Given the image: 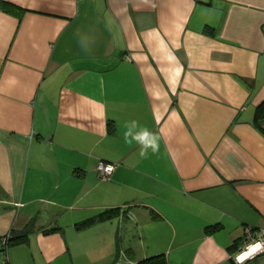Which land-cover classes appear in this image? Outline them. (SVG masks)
Returning <instances> with one entry per match:
<instances>
[{
  "label": "crops",
  "instance_id": "0c3cea01",
  "mask_svg": "<svg viewBox=\"0 0 264 264\" xmlns=\"http://www.w3.org/2000/svg\"><path fill=\"white\" fill-rule=\"evenodd\" d=\"M0 1V239L33 223L0 264H233L264 231V0Z\"/></svg>",
  "mask_w": 264,
  "mask_h": 264
},
{
  "label": "trees",
  "instance_id": "16d2710c",
  "mask_svg": "<svg viewBox=\"0 0 264 264\" xmlns=\"http://www.w3.org/2000/svg\"><path fill=\"white\" fill-rule=\"evenodd\" d=\"M0 9L3 10L5 13L12 14L17 17H20L23 14L22 10L12 5H9L7 3H4L2 1H0ZM253 124H254V127L262 135H264V102H261L256 107L255 112H254ZM117 213H118L117 211L105 212L103 214L96 216L93 219H90L88 221H85L81 224L76 225V229L77 230L86 229L97 223L110 220L111 218L115 217ZM32 227H33V223H30L22 232H19V233L12 232L10 233L8 237L0 239V245L3 248L2 252H6L9 247H15V246L27 244L29 240V235L32 232ZM207 230L208 232H210L212 230H215V228H207ZM51 232H54V231H49V232H46L45 234H49ZM242 241H243V238L240 241L234 242V244L230 248L231 256H233L242 246ZM137 264H167V261L164 258V256L159 255V256H155V257L143 260L141 262H138Z\"/></svg>",
  "mask_w": 264,
  "mask_h": 264
},
{
  "label": "built area",
  "instance_id": "2783aa9c",
  "mask_svg": "<svg viewBox=\"0 0 264 264\" xmlns=\"http://www.w3.org/2000/svg\"><path fill=\"white\" fill-rule=\"evenodd\" d=\"M115 169L116 166L111 164L99 163L96 166V172L102 181L109 180ZM259 257H264V231L246 228L242 246L230 260L233 264H247Z\"/></svg>",
  "mask_w": 264,
  "mask_h": 264
},
{
  "label": "clouds",
  "instance_id": "9594fccd",
  "mask_svg": "<svg viewBox=\"0 0 264 264\" xmlns=\"http://www.w3.org/2000/svg\"><path fill=\"white\" fill-rule=\"evenodd\" d=\"M136 127V122L132 121L128 131H126L124 134L125 143L131 144L133 141H135L137 144H139L141 157L146 155L149 148H151L153 153H156L159 150V137L156 134L150 132L146 127L134 132L133 129Z\"/></svg>",
  "mask_w": 264,
  "mask_h": 264
},
{
  "label": "rangeland",
  "instance_id": "374dc122",
  "mask_svg": "<svg viewBox=\"0 0 264 264\" xmlns=\"http://www.w3.org/2000/svg\"><path fill=\"white\" fill-rule=\"evenodd\" d=\"M247 264H264V257L258 258L257 260H253L248 262Z\"/></svg>",
  "mask_w": 264,
  "mask_h": 264
}]
</instances>
